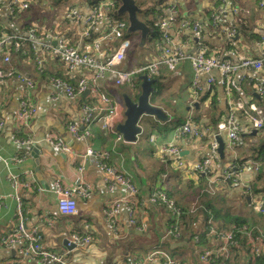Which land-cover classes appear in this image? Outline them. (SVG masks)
<instances>
[{
	"label": "crops",
	"instance_id": "crops-1",
	"mask_svg": "<svg viewBox=\"0 0 264 264\" xmlns=\"http://www.w3.org/2000/svg\"><path fill=\"white\" fill-rule=\"evenodd\" d=\"M9 1L0 0L1 32L24 36L26 27H35L43 42L56 44L59 40H66L79 51L92 53L100 60H104L122 40L108 44L110 48L107 43H103L100 52L93 50L91 41L105 31L106 23L103 19L99 20L88 35H84L82 18L91 9L89 0H24L28 2V7L12 14L7 6ZM136 1L142 10L138 17L144 22L150 20L157 25L159 18L166 16L167 8L171 7L177 12L176 19L197 22L201 27V43L209 52L218 53L221 59L232 64L239 63L244 57L260 55L259 41L264 37V0ZM221 5L225 7V12L221 15L218 27L213 23V16ZM150 8L153 11H143ZM180 20L168 26V39L161 36L160 44L194 54L196 38L191 28H181ZM221 25L232 28L236 33L226 37L220 30ZM149 29L145 37L139 31L127 30L124 38L128 40V46L120 64L122 69L138 68L158 56L157 47L154 48L157 40H152L151 27ZM157 31L161 33L159 27ZM8 47H0V121L3 123L0 131V156L3 158L0 160V237L6 235L16 223L15 195L18 192L26 227L39 231L45 249L67 252L61 264H128L145 259L154 247L166 250L184 264H203L199 261V252L203 243L211 244L213 239L207 236L205 241L197 243L190 236V232L199 234L200 230L204 231L203 212L196 214V220L191 224L186 219L179 220L182 232L174 236L168 233L171 213L166 207L153 205L149 195L162 179H166L177 202L188 203L189 199L195 198L204 182L200 183L203 174L195 166L208 158L210 139L214 134H220L225 144L224 159L220 158L217 163L237 159L242 165L237 184L221 182L218 179L221 174L215 172L214 178L218 179L215 181L216 187L222 192L218 199H213L214 204L229 207L241 216L249 215L252 227L264 231V216L252 210V197L242 200L241 190L255 180V162L258 159L253 154V148L264 144V125L252 134L250 123L238 115L243 132L234 148L229 147L226 131L217 127L228 111L227 94L219 82L220 72L217 68L199 75L196 78V92H193V71L187 60L179 62L173 71L161 66L159 73L153 77L154 91L149 96V102L162 108L168 114L167 120L160 122L153 116H142L139 121L141 133L135 141L117 140L115 133L105 132L97 121L90 125L87 134L75 139L69 134L66 125L73 123L81 127L84 115L82 106L86 103L104 107L98 98L100 92L107 93L119 103V114L114 126L121 123L124 120L123 96L136 99L140 91L141 74L134 75L132 88L128 85L117 86L108 76L100 78L97 92L88 91L72 99L62 89L54 87L51 78L61 77L76 84L80 77L91 80L94 70L78 66L69 71L62 61L48 51L37 48V53L32 52V55L30 49L25 48L20 56ZM5 56H8V61H4ZM209 77L213 78L212 83L208 82ZM232 77L237 86L232 98L240 99L244 104L254 102L262 106L264 111V102L253 86L256 73L241 68L234 71ZM25 99L31 103L33 113L28 123L22 124L16 114ZM187 117L206 128L201 138L176 132V128ZM47 135L61 137L66 149L59 150L47 143ZM167 144L180 149L181 166L163 151L162 147ZM36 145H39L37 158L30 150ZM88 147L97 153L108 152L106 162L126 171L133 178L138 189L134 197L136 224L129 221L130 197L127 190L122 185H116L113 189L107 187V177L100 163L84 157ZM261 164L264 166V161ZM9 174L16 176L18 181L28 182L29 186L16 189L9 180ZM55 180H59L66 188L78 182L88 185L87 193L76 197V214L59 213L56 196L52 192ZM260 187L264 188V183ZM114 202L119 204V208L116 224L111 226L104 218L103 209ZM137 225H141L142 229L137 228ZM214 225H217L216 222ZM73 232L89 235L90 242L67 250L63 244L64 238ZM22 246L20 240L8 246L0 241V264H15L20 258ZM246 246L232 247L231 254L223 261L227 263L230 257L229 264H234V261L235 264H248ZM19 264L40 263L24 259ZM149 264H162V260L157 256Z\"/></svg>",
	"mask_w": 264,
	"mask_h": 264
},
{
	"label": "built area",
	"instance_id": "built-area-1",
	"mask_svg": "<svg viewBox=\"0 0 264 264\" xmlns=\"http://www.w3.org/2000/svg\"><path fill=\"white\" fill-rule=\"evenodd\" d=\"M7 6L9 12L12 14L17 12V10L26 9L28 7V2L24 0H10ZM114 6L115 0H98L97 4L91 6L89 13L82 18V22L84 24V35H88L89 30L96 23H98L99 20L103 19L106 23L105 31L91 41V46L94 51L100 52L103 43H107V47L110 48L108 44L122 39L120 43H117L114 50L107 54L104 60L96 59L92 53L79 51L75 46L66 40H59L54 45L48 42H43L37 35L35 27L27 29L24 36L1 32L0 30V47L10 45L13 42L15 49L22 47L24 48L23 51H25V48H31L35 52L38 48L40 50L48 51L53 56H56L65 64L66 69L69 71L78 66L94 70V76L91 80L80 77L76 81V84H72L62 78H51V84L54 87L62 89L63 92L72 99L88 91L97 92L99 88L98 80L100 78L108 76L117 86L128 85L132 88L134 75L145 73L148 79H150L159 73L161 66H165L169 70L173 71L176 69L177 64L182 60H187L192 68L193 82L191 84V88L194 92L196 88V78H198L201 74L208 73L213 68H217L220 72L219 82L225 87L228 104L227 114L217 127L219 130L226 131L229 147L231 149L234 148L241 137V133L243 132L238 115L244 117L250 123L252 129L257 131L261 130L264 125V111L262 106L257 105L254 102L244 104L242 100L232 98L233 90L237 87L232 74L234 71L241 68L249 69L256 73V77L253 81L254 90L264 102V37H262L259 41L260 55L258 57H244L239 63L232 64L227 60L221 59L218 56V53L209 52L207 47L201 43V27L197 22L180 20L179 24L181 28H191L193 35L197 39V47L194 54H187L178 47L171 48L165 44L162 46V44L159 43L157 45L158 56L152 61L147 62L138 68L125 70L120 67V64L125 57V51L128 46V40L124 38L125 31L128 27V21L127 19L117 18L111 15V13H115L116 11ZM167 11L168 14L166 16H161L157 22V25L162 32L163 39H168V35L166 33L168 26L177 21L176 10L171 7L167 8ZM224 12L225 7L223 5L219 6L217 14L213 16V23L215 26L218 25L219 27L221 23V15ZM223 26L224 25H221L220 30L226 35V37H231L236 33L232 28ZM25 41L29 42V47L28 45L23 44ZM4 61H8V56L4 57ZM38 66L40 65L38 64ZM208 82L212 83L213 78L209 77ZM27 84L30 85V82H27ZM98 98L104 104V107H99L94 104H84L82 106L84 115L81 120V127L73 123H68L66 125V129L72 138L79 139L87 134L90 125L97 121L105 132L110 131L115 133L117 140H123L122 135L115 131L116 129L114 126V121L119 114V103L105 92H100L98 94ZM32 113L33 108L31 103L25 99L20 103L16 118L20 123L27 124L32 116ZM2 126L3 123L0 121V131ZM205 129L206 128L203 126H199L191 117H187L184 122L176 128V132L180 135H189L197 139L203 136ZM150 139L153 140V136H151ZM45 140L47 143L55 146L59 150H65L67 147L64 140L58 136L47 135ZM162 149L163 151H166L169 156H172L178 166L182 165L180 149L177 146L167 144L162 147ZM209 149L210 154L208 158L202 159L195 166L198 172L207 177L208 192L213 193L217 189L215 181L218 179L214 178L216 171L221 174L222 180L237 184V177L241 169L238 165H236L235 160L230 161L229 163H217L221 159L217 151L218 143L216 141L215 134L210 139ZM84 157L100 163V166L106 174V184L109 189H113L116 185H122L127 190L130 197L128 199L129 221L131 224H136L134 197L136 196L138 189L131 175H129L126 171L120 170L119 168L107 163L106 160L108 159V152L104 151L97 153L92 148L88 147L85 150ZM2 159L3 158L0 156V160ZM255 168L256 170L258 169V164ZM209 178L211 180H209ZM9 180L16 189L29 186L28 182L18 181L17 177L12 174H9ZM243 188H245L246 191H249L248 185ZM87 191L88 185L85 183L78 182L76 185L66 188L59 180H55L52 192L56 196V205L59 213L63 215L76 214L78 212L76 197L84 196ZM15 198L17 202L15 211L16 223L6 235L0 237L1 243L6 246L19 240L22 241L23 246L21 248L20 258L16 260L15 264H19V261L24 259L36 260L40 264H47L49 262L61 264L67 252H55L47 250L42 246V236L39 231L36 228L28 229L25 225L24 208L18 192L15 195ZM251 200L252 210L263 214L264 194L259 193L253 196ZM149 201L153 205L163 203L171 213V216L177 219L179 215L177 206L174 204L173 200L166 197L159 187L151 191ZM118 208L119 204L114 202L103 209L104 218L111 226H115L116 224ZM137 228L142 229V226L137 225ZM241 229L246 237V262L248 264H255L256 260H258L264 253V234L261 233L262 231L260 229H256L258 236H256L257 234L253 235L252 227L248 225H244ZM168 233H172L174 236L179 235L176 231V225L174 223L169 225ZM207 236L212 238L213 242L211 244H206V246L204 245L199 252L198 258L203 264H225L223 260L226 256L228 257V254L230 255L231 248L239 246V242L234 233L227 229L210 227L207 232ZM193 238L194 241H198V235H194ZM65 239L68 243H74L76 247L83 246L91 240L89 235L77 232L68 234ZM157 256L161 258L162 264H184V262L159 247L152 248L145 256V259L141 261H132L128 264H149V262Z\"/></svg>",
	"mask_w": 264,
	"mask_h": 264
},
{
	"label": "trees",
	"instance_id": "trees-1",
	"mask_svg": "<svg viewBox=\"0 0 264 264\" xmlns=\"http://www.w3.org/2000/svg\"><path fill=\"white\" fill-rule=\"evenodd\" d=\"M89 1L91 2V6H93V5L97 4L98 0H89ZM136 3H137V1H136ZM118 4H119L118 0H115L114 9L118 8ZM137 6H138V3H137ZM143 11L145 13H148V12H151L153 10L150 8V9H146ZM141 12H142V10H140V7H139L138 15H140ZM111 15H113L114 17H117V18L126 19L125 16L118 15L114 12L111 13ZM177 20H180V19L177 18ZM145 24L147 25V27L148 26L151 27V33H152L151 38H152V40H157L155 42V45H154V48H156L157 45L160 43L159 39L162 36V32L159 33V31H157L158 26L156 24L154 25V23L150 20H146ZM26 28L29 29L28 27H26ZM126 32H128V31L127 30L125 31L124 36L126 35ZM23 44L28 45L29 42L25 41V43L23 42ZM28 47H29V45H28ZM8 48H10L11 51H14V53L22 56L24 48L20 47L19 49H15L13 42L9 45ZM29 49H30V54L33 55L32 52H34V51L31 48H29ZM54 78H61V77H54ZM62 79H64V78H62ZM253 151H254V153H253L254 156H256L255 158L258 159V160H256L257 164H258V169H257V174L255 177V180L249 184V191H246L245 188L241 189L242 190V200H244V201H245V198L247 196H250V198H251V196L253 197L259 193L264 194V188L260 187L264 183V170L262 169V168H264V166H261L262 165L261 162L264 161V144H260L258 146H255L253 148ZM261 160H263V161H261ZM235 163L241 169V167H242L241 161H237V159H235ZM160 171H164V169H161ZM162 173H164V172H162ZM218 179H220L221 182L227 184V182L222 180L221 177ZM200 183H202V186L199 187V190H200L198 192L199 194L196 195L195 198L189 199L188 203H179L173 198L172 191L169 189V186L166 184V179H164L162 182H160L158 187L161 189V191L166 195V197L168 199L173 200L174 204L177 206V208L179 210V215H178L177 219L172 217L170 224L174 223L176 225V231L179 233V235H181L182 230L179 226L180 222L178 224V221L186 219L188 224H191L192 222H194L196 220L195 215L199 214V212H203L202 215H203V221L204 222L202 224V230L204 229V231L201 232V230H200L199 234H194V232L193 233L190 232V228H189L190 236L192 235V238L194 237V235H198V241H196L197 243L199 241H201V242L205 241V239L207 237V232H208L210 227H216L217 229H227V230H230L231 232H233L235 237L237 238V240L239 242V246H244L246 244V237H245V234L243 233L241 228L244 225H248V226L252 227V224L249 222V220L251 219L250 216L249 215L241 216V215L237 214L235 210H232L229 207H224V205H222V204L220 206L215 205L213 202V199H218L219 194H221V192H218L219 191L218 189H216V190L214 189L215 191L213 193L208 192L207 177L205 175L201 176ZM200 192H202V193H200ZM159 206L165 207V205L163 203H160ZM260 214H262V213H260ZM262 215L264 216V213ZM214 222H216L217 225H214ZM252 230H253V235L257 234V230L255 228L252 227ZM206 244H207V242L203 243V246L204 245L206 246ZM234 250H236V248ZM229 259H230V257L227 258V260H226L227 263H225V264H229ZM234 264H235V261H234ZM255 264H264V254L258 260H256Z\"/></svg>",
	"mask_w": 264,
	"mask_h": 264
},
{
	"label": "water",
	"instance_id": "water-1",
	"mask_svg": "<svg viewBox=\"0 0 264 264\" xmlns=\"http://www.w3.org/2000/svg\"><path fill=\"white\" fill-rule=\"evenodd\" d=\"M119 5L115 13L118 15H123L128 21L127 30L130 32L139 31L143 37L149 32V27L145 24L144 21L139 19V7L135 0H118ZM197 41V39H196ZM54 44V43H52ZM141 82L139 84L140 91L135 100L130 98L127 95L123 96V105H124V116L125 119L123 122L116 125V130L122 135V138L125 142H133L137 139V135L141 133V127L139 121L142 116H153L160 122H165L167 120L168 114L164 112L159 106L149 102V96L154 91L152 86L154 79H148L145 73L139 76ZM256 130H252V134H255ZM218 143V153L221 159H224V147L225 144L222 140L220 134L215 136ZM38 148L39 145L31 147L30 150L33 152L35 158L38 157ZM247 200L250 199V196L246 197ZM64 246L68 250H73L76 248L74 243H68L64 238Z\"/></svg>",
	"mask_w": 264,
	"mask_h": 264
},
{
	"label": "rangeland",
	"instance_id": "rangeland-1",
	"mask_svg": "<svg viewBox=\"0 0 264 264\" xmlns=\"http://www.w3.org/2000/svg\"><path fill=\"white\" fill-rule=\"evenodd\" d=\"M64 4V3H63ZM134 95H136V93L134 94ZM110 132V131H109ZM230 161H227L226 163H229ZM255 163H257V162H255ZM257 164H255V166H256ZM211 188H213V187H211ZM218 192H220V191H218ZM222 192V191H221ZM196 201V200H195ZM261 230V229H260ZM262 232L261 233H263L264 234V231L263 230H261ZM231 254V253H230Z\"/></svg>",
	"mask_w": 264,
	"mask_h": 264
}]
</instances>
